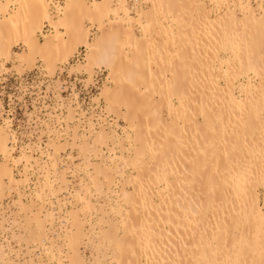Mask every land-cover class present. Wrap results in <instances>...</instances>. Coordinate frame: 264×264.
Returning <instances> with one entry per match:
<instances>
[{
	"label": "bare ground",
	"instance_id": "6f19581e",
	"mask_svg": "<svg viewBox=\"0 0 264 264\" xmlns=\"http://www.w3.org/2000/svg\"><path fill=\"white\" fill-rule=\"evenodd\" d=\"M128 1L0 0V57H10L17 42L28 63L37 56L68 61L84 47L79 70L108 69L111 85L101 96L134 134L135 155L121 160L136 172L132 193L123 190L122 228L103 233L116 264H264V0H255L257 8L254 0H211L219 5L209 9L204 0H146L137 11L146 22L141 36ZM215 9L219 18L210 14ZM161 15L177 27L162 43L146 37L155 29L164 38ZM88 23L98 28L93 39ZM45 24L52 33L42 43ZM221 50L232 51L235 64L216 76ZM241 77L248 78L243 100L235 95ZM9 140L0 129V159L7 161L0 163V195L3 175L14 182L5 165ZM67 234L76 264L84 234Z\"/></svg>",
	"mask_w": 264,
	"mask_h": 264
},
{
	"label": "rangeland",
	"instance_id": "374dc122",
	"mask_svg": "<svg viewBox=\"0 0 264 264\" xmlns=\"http://www.w3.org/2000/svg\"><path fill=\"white\" fill-rule=\"evenodd\" d=\"M145 2L128 1L138 36L143 35L146 22L138 17L137 11L146 7ZM204 2L208 9L219 5L211 0ZM236 5L242 17V5L238 1ZM253 5L257 8L255 0ZM194 13L191 20L196 16ZM221 13L222 10L215 9L210 14L219 18ZM159 20L167 28L164 38L157 37L155 29L147 32L146 37L153 36L162 43L177 33V27L164 15ZM87 25L91 39L97 37L98 28ZM50 33L52 28L45 24L39 40L43 43ZM24 50L21 42H17L10 57H0V129L10 136L11 153L5 165L14 178L9 183L3 175L7 188L0 195V264H70L72 251L66 241L72 229L84 234L79 246L81 258L76 264H116L103 233L111 225L122 228L124 212L120 208H126L123 190L132 193L128 180L136 172L131 167L125 168L121 160L134 157L135 148H131L129 138L134 134L122 116L106 110L101 96L103 89L111 85L109 71L104 66H95L93 73L79 70L78 65L86 59L84 47L69 56L68 61L56 59L49 63L38 56L30 63L22 60ZM216 52L213 68L215 75L220 76L234 63L233 52ZM247 84V77L236 81L235 95L239 100L246 98ZM150 95L153 100L160 99L156 91ZM174 104L178 107L175 99ZM102 132L105 134L100 140ZM3 159L2 164L7 162ZM259 196L264 211L263 186ZM47 213L52 218L45 219ZM70 215L74 216L73 222ZM76 220L80 225L72 227L70 223Z\"/></svg>",
	"mask_w": 264,
	"mask_h": 264
}]
</instances>
